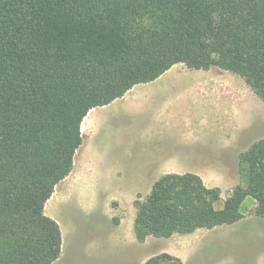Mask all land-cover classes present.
<instances>
[{
  "label": "trees",
  "instance_id": "16d2710c",
  "mask_svg": "<svg viewBox=\"0 0 264 264\" xmlns=\"http://www.w3.org/2000/svg\"><path fill=\"white\" fill-rule=\"evenodd\" d=\"M179 64L232 73L264 103V0H0V264L58 260L44 208L72 172L84 118ZM239 162L246 186L219 209L199 175H162L133 203L135 238L232 225L247 197L264 218V138Z\"/></svg>",
  "mask_w": 264,
  "mask_h": 264
},
{
  "label": "rangeland",
  "instance_id": "374dc122",
  "mask_svg": "<svg viewBox=\"0 0 264 264\" xmlns=\"http://www.w3.org/2000/svg\"><path fill=\"white\" fill-rule=\"evenodd\" d=\"M154 82L163 88L140 84L132 89L154 94V107L161 105L162 95L180 97L172 99L171 109L153 117L171 116L181 121L183 131L188 125L196 136L219 140V148L194 147L207 169L188 172L199 175L207 187L219 189L220 201L214 206L221 208L226 198L246 186V169L239 157L264 138V103L240 77L217 68L190 70L179 64ZM108 110L99 107L84 118L85 122L91 115L81 130L82 144L72 172L55 186L45 205V215L58 222L62 233L61 254L53 264H144L162 253L180 259L181 264H264V218L255 215L256 203L250 197L241 204L242 219L232 225L138 241L133 231L134 201L144 199L162 175L177 172L160 169L162 163L150 155H142L145 161L140 164L129 165L140 170L108 169L122 165L92 160V153L124 151L137 129L127 108H117L113 118ZM92 119L98 121L90 128ZM110 135L115 140L110 141ZM229 140L235 146L225 147ZM129 151L133 154V149ZM191 161L189 167H202Z\"/></svg>",
  "mask_w": 264,
  "mask_h": 264
},
{
  "label": "crops",
  "instance_id": "0c3cea01",
  "mask_svg": "<svg viewBox=\"0 0 264 264\" xmlns=\"http://www.w3.org/2000/svg\"><path fill=\"white\" fill-rule=\"evenodd\" d=\"M143 85L152 88L160 86L159 84H156V82L141 84L140 86ZM165 87L167 89V86ZM151 90L152 89H150V91ZM148 93L149 92L147 90L134 91L131 89L122 98L117 99L106 106V109H109V118H113L116 115L117 108H127V114L132 116L130 123L134 129H137L132 136L128 137V143L123 146L125 149L124 151L117 154L113 152H100L99 156L92 153L90 154L92 160L98 161L100 164L122 165L107 167L108 169L140 170L141 168L139 166L129 165L140 164V162L145 161L141 159L142 155H150L156 157L154 159L155 161L162 163L163 166H160V169L177 172L178 174H181L180 172L206 170V161L203 158L198 157L200 154L195 152L194 147L200 145L201 147L219 148L221 146L219 140L213 141L196 136L194 135V132L190 133L188 125L183 131L181 121L178 120L175 122L171 116L168 118L153 117V114H163L165 112V108H167V110L171 109L172 99L174 97L179 98L180 96L179 94L175 96L172 94H167L168 96H166V94L162 95L160 101L161 105H156L154 107L151 104L154 101V94ZM166 97L170 99L168 102L166 101ZM165 104H167L168 107ZM90 119L91 116L86 121H89ZM93 120L94 119H92V122L94 123L90 126V128L97 125L98 120ZM85 122L83 120L81 130ZM115 138V135L109 136L110 141L115 140ZM232 146H235V143L234 141L231 142V140H229V143L225 145V147L228 148ZM130 148L133 149V154L129 151ZM191 159L194 162H200L202 167H198L197 169L189 167L192 162Z\"/></svg>",
  "mask_w": 264,
  "mask_h": 264
},
{
  "label": "bare ground",
  "instance_id": "6f19581e",
  "mask_svg": "<svg viewBox=\"0 0 264 264\" xmlns=\"http://www.w3.org/2000/svg\"><path fill=\"white\" fill-rule=\"evenodd\" d=\"M91 116V115H90Z\"/></svg>",
  "mask_w": 264,
  "mask_h": 264
}]
</instances>
